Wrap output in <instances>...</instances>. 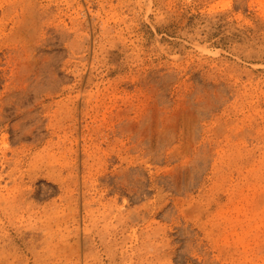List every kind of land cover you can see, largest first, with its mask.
Here are the masks:
<instances>
[{
  "label": "rangeland",
  "instance_id": "374dc122",
  "mask_svg": "<svg viewBox=\"0 0 264 264\" xmlns=\"http://www.w3.org/2000/svg\"><path fill=\"white\" fill-rule=\"evenodd\" d=\"M0 264H264V0H0Z\"/></svg>",
  "mask_w": 264,
  "mask_h": 264
}]
</instances>
